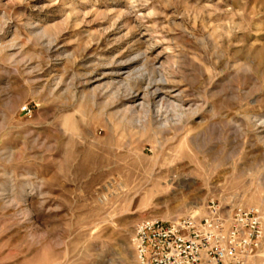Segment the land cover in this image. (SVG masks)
Instances as JSON below:
<instances>
[{
    "label": "rangeland",
    "instance_id": "rangeland-1",
    "mask_svg": "<svg viewBox=\"0 0 264 264\" xmlns=\"http://www.w3.org/2000/svg\"><path fill=\"white\" fill-rule=\"evenodd\" d=\"M211 201L264 210V0H0V264H140Z\"/></svg>",
    "mask_w": 264,
    "mask_h": 264
},
{
    "label": "built area",
    "instance_id": "built-area-1",
    "mask_svg": "<svg viewBox=\"0 0 264 264\" xmlns=\"http://www.w3.org/2000/svg\"><path fill=\"white\" fill-rule=\"evenodd\" d=\"M132 242L140 264H247L263 256L264 210L226 214L211 201L201 220L143 222Z\"/></svg>",
    "mask_w": 264,
    "mask_h": 264
}]
</instances>
